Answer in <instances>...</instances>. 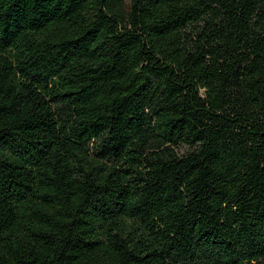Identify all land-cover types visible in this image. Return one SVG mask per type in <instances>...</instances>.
<instances>
[{
  "label": "trees",
  "instance_id": "1",
  "mask_svg": "<svg viewBox=\"0 0 264 264\" xmlns=\"http://www.w3.org/2000/svg\"><path fill=\"white\" fill-rule=\"evenodd\" d=\"M0 264H264V0H0Z\"/></svg>",
  "mask_w": 264,
  "mask_h": 264
}]
</instances>
